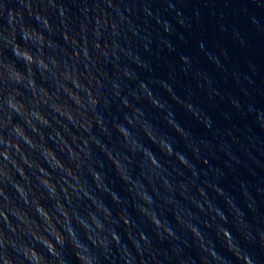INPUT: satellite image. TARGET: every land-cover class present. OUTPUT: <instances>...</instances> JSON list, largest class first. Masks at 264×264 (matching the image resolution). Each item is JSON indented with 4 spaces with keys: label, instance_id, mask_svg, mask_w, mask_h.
<instances>
[{
    "label": "clouds",
    "instance_id": "1",
    "mask_svg": "<svg viewBox=\"0 0 264 264\" xmlns=\"http://www.w3.org/2000/svg\"><path fill=\"white\" fill-rule=\"evenodd\" d=\"M72 5L75 11L64 0H0V264H195L190 247L199 264H254L242 244L264 252V212L257 206L264 202V179L255 185L235 180L242 205L223 181L237 166L264 173V139L244 134L242 142L239 129L213 130L199 98L189 97H224L212 79L193 71L187 56L175 69L169 66L167 80L156 76L148 21L172 34L157 8L128 0ZM164 7L180 27H190L182 10ZM192 16L200 19L198 6ZM250 24L264 36V24L255 17ZM157 41L172 51L159 34ZM233 42L249 47L235 29ZM197 44L246 98L242 105L229 95L231 107L264 133V105L249 92L256 65L245 60L251 76L235 67L229 71ZM220 55L229 59L224 51ZM176 72L194 82L185 99L174 91ZM155 88L212 131V139L186 131ZM145 103L163 114L183 150L159 131ZM221 157L227 173L210 164ZM106 164L126 198L109 186ZM154 240L169 246L156 248Z\"/></svg>",
    "mask_w": 264,
    "mask_h": 264
},
{
    "label": "water",
    "instance_id": "2",
    "mask_svg": "<svg viewBox=\"0 0 264 264\" xmlns=\"http://www.w3.org/2000/svg\"><path fill=\"white\" fill-rule=\"evenodd\" d=\"M70 7L72 0H64ZM129 3H148L150 6H154L160 12L162 20H168L172 34L167 35L163 32L160 25H157L154 21H148L151 26L152 44L150 45L152 53V63L156 76L167 80L169 75V66L173 69L179 64V57L181 55L187 56L192 63L193 71H200L202 74L208 76L213 81V86L221 91V95L224 99H215L214 101H208L202 93H195V97H189L195 102V98H199L200 103L198 107L208 114L213 120V130L219 131H231L233 129H239V138L243 142V135H253L264 139V133H261L255 126L251 124V120L242 116L236 110H234L228 102V96L231 95L234 99L239 101L242 105L247 103L246 98L238 87L232 84L231 77H225V74L218 71L215 66L208 60L204 52H201L197 42L199 41L204 45L205 52L219 59L220 63L229 68V71L233 67L237 68L242 74L252 75L245 60L251 61L257 67V73L252 78L254 79V87L249 89L250 95L257 105H264V98L261 93H264V36L258 35L251 28L250 18L255 17L261 24H264V8L258 7L257 3L264 4V0H128ZM173 4L177 8L183 11L185 17L190 22V27H180L175 18L174 13H170L166 10L167 4ZM206 5V6H205ZM199 7L200 19L196 20L192 16L193 8ZM138 23V21H137ZM198 25V26H197ZM223 27V31H221ZM233 29L240 35L244 36L248 41L249 47L242 49L238 44L233 42ZM157 34H159L160 41H167L171 46L170 52L168 47H165L162 43H158ZM183 37V39H181ZM105 38L101 37L103 42ZM221 51H224L228 55V60L225 61L224 57L220 55ZM157 53L159 56L157 57ZM176 83L174 85V91L176 95L185 99L187 96V90H194V82L191 80V76L184 77L176 72ZM227 80V82H226ZM247 87V85H244ZM154 94L159 95L162 102H166L171 106L174 111L177 122L185 128L186 131H190L195 137L202 139H212V131L204 129L202 126L191 118L184 110L176 104L166 92L162 89H153ZM140 106V105H137ZM146 111L152 116L153 122L162 134L172 136L177 141L178 150H183V143L179 140V137L172 133L170 129L163 123L160 118L163 114L152 109L150 105L144 104ZM114 111V109H113ZM225 116L228 119H225ZM122 119V118H121ZM250 130V131H249ZM93 131L95 129L93 128ZM235 149V146H233ZM153 151H157L153 147ZM103 159V157H100ZM167 159V158H164ZM210 164L213 167H219L222 171L228 172L224 168L225 161L221 157L220 159L213 160L210 158ZM108 165L105 166V173L108 175L109 180L112 183L109 185L113 190L117 192L122 198H126L123 191V185L116 178L113 172H109ZM203 167L197 166V170ZM138 171V170H137ZM255 175L250 174L246 169L242 167H235V171L227 174L223 181V187L226 192L236 198L237 204L242 205V201L239 194V188L235 184L236 179L247 181L250 185H255L259 180L264 179V173L259 169H254ZM235 189V190H233ZM254 194V193H253ZM179 199V197H177ZM110 203V202H109ZM218 206L223 209V204L217 200ZM258 211L264 212V202L257 200ZM245 212V219L251 223L253 216L243 209ZM130 218L133 223L139 225V218L133 209H128ZM170 222L174 223L171 216L167 217ZM142 227V226H140ZM177 234L181 236V239H187L188 244L191 245V237L183 234L178 228L175 229ZM235 235V233H233ZM126 239V238H125ZM214 243L219 248V242L215 240ZM156 248H167L169 245L165 242L161 245L157 241H153ZM183 246V245H181ZM242 247L247 250L254 257V264H264V252L255 246H248L242 244ZM189 255L193 256L195 264H199L196 259V251L194 247L186 249ZM233 264L235 262L233 261Z\"/></svg>",
    "mask_w": 264,
    "mask_h": 264
}]
</instances>
